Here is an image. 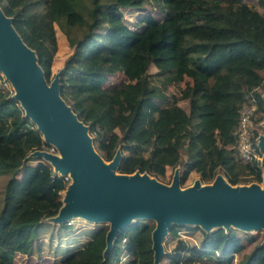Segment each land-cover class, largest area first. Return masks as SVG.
Returning <instances> with one entry per match:
<instances>
[{
	"label": "trees",
	"instance_id": "trees-1",
	"mask_svg": "<svg viewBox=\"0 0 264 264\" xmlns=\"http://www.w3.org/2000/svg\"><path fill=\"white\" fill-rule=\"evenodd\" d=\"M62 1L0 0V6L34 49L48 82L57 53L56 25L66 34L72 53L59 73L60 95L89 125L106 160L121 151L119 172L164 176L167 167L180 163L183 150L186 173L205 177L222 168L232 183L263 180L259 161L236 160L235 129L249 98H255L257 114L264 111L259 89L264 87V0H256L263 12L246 0H156L165 16L144 15L142 30L129 26L124 9L151 0H66L67 9ZM151 64L155 73L149 71ZM116 72L127 79L105 88ZM185 77L192 82H186L180 96L166 92L168 84ZM3 96L0 175L10 177L0 209V264H15L18 254L33 250L41 222L59 212L68 181L49 161L30 155L46 145L43 134L18 101ZM181 98L189 102L188 110L178 103ZM154 228L147 219L132 222L105 256L107 231L101 229L59 264H72L71 259L76 264H116L123 240L133 255L130 264H155ZM242 248L236 230L221 227L204 231L199 245L179 239L167 264L207 256H214L215 264H232ZM248 264H264V244L251 252Z\"/></svg>",
	"mask_w": 264,
	"mask_h": 264
},
{
	"label": "water",
	"instance_id": "water-1",
	"mask_svg": "<svg viewBox=\"0 0 264 264\" xmlns=\"http://www.w3.org/2000/svg\"><path fill=\"white\" fill-rule=\"evenodd\" d=\"M0 69L17 83L14 96L25 109V116L37 125L44 140L55 144L65 156L42 149L34 152L60 175L72 178L53 220L69 221L81 215L88 220L109 221L105 255L132 219L156 220L152 232L155 264H160L162 240L174 222L196 223L205 229L219 224L264 227V191L258 183L235 187L219 175L211 185L201 187L196 182L181 191L178 176L169 185L148 173L119 172L120 150L106 163L94 147L89 126L60 95L59 75L50 82L46 80L34 49L23 40L12 17L1 6ZM259 147L264 167V134L259 137Z\"/></svg>",
	"mask_w": 264,
	"mask_h": 264
},
{
	"label": "rangeland",
	"instance_id": "rangeland-1",
	"mask_svg": "<svg viewBox=\"0 0 264 264\" xmlns=\"http://www.w3.org/2000/svg\"><path fill=\"white\" fill-rule=\"evenodd\" d=\"M101 1L106 2L109 0H101ZM246 2L248 4L257 6L256 0H246ZM61 6L63 9L68 8L66 0L62 1ZM257 9L263 12L262 7L257 6ZM124 11L126 13L125 19L128 21L129 26H131V28L135 30H142L143 23L141 18L144 15L152 14L160 19L165 16V12L159 9V5L157 4L156 0H151L142 7L128 8V9H124ZM56 32H57V53L54 57L53 66H52L53 78L56 75H59L60 71L64 67L65 60L72 53V48L69 45L67 36L59 28L58 25H56ZM138 40L141 41L143 44L145 43L143 37H140ZM156 53L160 54L162 52L156 51ZM149 71L151 73H155L157 71V67L154 64H151L149 67ZM126 79L127 77L123 72H116L114 74L109 75L107 81L104 84V87L113 88L124 82ZM187 81L192 82V79L189 77H185L183 81H180L178 83L168 84L166 88V92H168L169 94L174 93L177 96H180L181 90L186 86ZM259 89L264 96V87H261ZM15 93H16V89L14 88V85L12 84L10 79L7 78L4 71L0 69V102L5 99V96H3V94H5L7 95V98L15 99L16 101H18L19 105L22 107L20 100L15 98L14 96ZM178 103L186 110L189 109V102L187 100L181 98L178 101ZM22 109L23 111H25L23 107ZM4 117H5V121L7 120L9 121L11 119V116L8 114H6ZM257 121L259 123L258 124L259 129L257 134L258 137H260V135L264 134V111L257 114ZM147 132L148 131H142L141 133L146 134ZM89 134L93 139V135L90 133V131ZM107 135H108V131L106 130L103 131V136L106 137ZM93 144L96 150L98 151L94 139H93ZM54 145L55 144L53 143L46 142V145L42 150L54 152L57 154L59 153V150ZM35 151H32L30 153L32 157L37 156L34 154ZM260 153H261L260 155L262 156L263 153L262 152ZM120 155H121V151H120ZM34 162L36 161H32V163ZM259 163L263 170L262 171V179H263L264 167L262 165L261 158H259ZM186 169H187V157L185 152H183L182 150L180 163L174 167L171 166L167 167L164 176L156 177L150 175L149 173L148 174L166 184H171L174 180V177L178 176L179 184L182 188H187L196 182H200L202 184H210L219 175L223 177L224 181H227L232 185H237V183H232V181H230V179L226 176L222 168H217L214 172V175H209L205 177L201 176V174H199L197 171H190L189 173H186ZM9 176L10 174L0 175V209L4 204L5 186ZM262 181L263 180L261 181L254 180L250 183H261ZM71 182H72V178L68 182L66 188L62 191L63 203H64V197L67 193V188L69 184H71ZM146 219L150 222L155 223L156 225L155 219H150V218L149 219L146 218ZM44 221L45 223L41 225L39 234L34 239V246L31 253L18 254L16 257L15 264H59L62 258L69 257L78 249L85 246L86 243L99 230L102 229L103 231H108L110 228L109 221L88 220L81 215H77L71 218L70 221L72 222L70 224L68 223V221L55 222L52 217L46 218V220ZM134 221L136 220L132 219L130 224ZM65 222H67V225L65 224ZM171 227H173L174 229L176 228L177 234L172 235L171 230H168L167 233L164 235L162 240L163 253L160 258V264L161 262L163 264L168 263V259L170 258L171 255L174 254L179 239H183L189 245H199L201 244L204 231H212L221 227L224 228L226 231L229 230L230 228H234L237 232V235L241 237V243L243 245V248L241 251L235 253L232 264H248L249 256L251 252L255 249L257 245L264 244V227L252 226V227L241 228L235 225L225 226L224 224H219V225H213L210 229H205L201 225H198L196 223H189V222H183V223L174 222L171 224L170 228ZM125 247H126V240H123V242L121 243V250L119 252L120 255L119 261L116 264H130L131 261L133 260V255L129 253ZM219 254L220 255L222 254L221 251H219ZM71 262L72 264H76L74 259H71ZM181 262L182 264H215V257L207 256L204 260L202 259L195 260L192 261V263L186 262L184 259H181Z\"/></svg>",
	"mask_w": 264,
	"mask_h": 264
},
{
	"label": "built area",
	"instance_id": "built-area-1",
	"mask_svg": "<svg viewBox=\"0 0 264 264\" xmlns=\"http://www.w3.org/2000/svg\"><path fill=\"white\" fill-rule=\"evenodd\" d=\"M257 110L258 105L253 97L249 98L248 101H246L240 108V119L235 129V135L237 138L236 160L238 162H254L259 161V158H261L259 137L257 134L259 129ZM64 177L68 182L71 179L69 174ZM70 222L71 221L69 220V223Z\"/></svg>",
	"mask_w": 264,
	"mask_h": 264
},
{
	"label": "bare ground",
	"instance_id": "bare-ground-1",
	"mask_svg": "<svg viewBox=\"0 0 264 264\" xmlns=\"http://www.w3.org/2000/svg\"><path fill=\"white\" fill-rule=\"evenodd\" d=\"M12 81H13V79H12ZM14 82V81H13ZM12 82V83H13ZM17 83H13V85H14V88L15 87H17V85H16ZM17 92V91H16ZM46 135V134H45ZM61 158H65V156L62 154V152H60L59 151V153H57ZM261 159H263V156H261ZM106 161V160H105ZM108 161H106V163H107ZM119 172L118 171H116V174H118ZM152 177V176H151ZM215 181V180H214ZM214 181L212 182V183H210L209 185H211V184H213L214 183ZM173 183L174 182H172L171 184H169V185H173ZM226 183H228V182H226ZM195 184V183H194ZM193 184V185H194ZM253 183H248L247 184V187H250L251 185H252ZM193 185H191V186H193ZM205 185H208V184H202L201 183V187H204ZM177 186H178V188L182 191V190H185V188H182L179 184H177ZM235 187H237V186H242V184H237V185H234ZM258 186L260 187V189L262 190V191H264V178H263V181L261 182V183H258ZM67 200V199H66Z\"/></svg>",
	"mask_w": 264,
	"mask_h": 264
},
{
	"label": "crops",
	"instance_id": "crops-1",
	"mask_svg": "<svg viewBox=\"0 0 264 264\" xmlns=\"http://www.w3.org/2000/svg\"><path fill=\"white\" fill-rule=\"evenodd\" d=\"M34 163H35V162H34ZM18 176H19V178H21V177L23 176V174H20V175H18ZM9 177H10V176H9ZM44 220H46V219H44ZM44 220L41 222V225H42L43 223H45ZM41 225H40V229H41Z\"/></svg>",
	"mask_w": 264,
	"mask_h": 264
}]
</instances>
